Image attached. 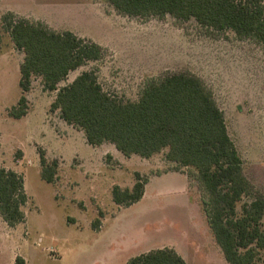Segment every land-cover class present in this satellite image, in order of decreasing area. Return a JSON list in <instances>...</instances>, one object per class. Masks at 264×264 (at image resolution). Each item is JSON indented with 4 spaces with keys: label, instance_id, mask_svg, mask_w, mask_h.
<instances>
[{
    "label": "rangeland",
    "instance_id": "1",
    "mask_svg": "<svg viewBox=\"0 0 264 264\" xmlns=\"http://www.w3.org/2000/svg\"><path fill=\"white\" fill-rule=\"evenodd\" d=\"M6 13L72 30L104 47L101 58L59 85L95 69L107 92L134 100L150 77L199 76L224 112L253 192L263 195L264 45L193 18L127 15L110 0H0V166L23 176L28 196L23 221L10 227L0 215V264H14L17 255L27 264H126L164 246L189 264H229L207 221L194 169L168 160L167 149L142 157L125 155L108 141L88 144L82 130L49 111L55 92L45 90L40 77L26 92V115H8L21 95L24 53L3 25ZM39 147L58 162L53 182L40 175ZM136 172L147 177L143 196L115 203L112 187L131 188Z\"/></svg>",
    "mask_w": 264,
    "mask_h": 264
},
{
    "label": "trees",
    "instance_id": "2",
    "mask_svg": "<svg viewBox=\"0 0 264 264\" xmlns=\"http://www.w3.org/2000/svg\"><path fill=\"white\" fill-rule=\"evenodd\" d=\"M127 15H172L195 19L203 27L232 30L264 45V0H110ZM16 48L23 51L20 63L21 95L8 109L14 118L29 108L26 92L40 77L43 88L55 92L49 111L58 110L69 125L83 131L88 144L111 142L125 155L142 157L167 149L165 156L177 166L190 167L203 190L207 221L229 264H264V195L255 193L243 171V161L230 136L225 115L212 89L196 74L170 72L150 77L137 99L107 92L95 69L82 70L59 85L68 74L95 61L104 47L72 30H55L43 22L3 15ZM40 175L53 182L58 162L38 148ZM131 188L112 187L113 201L129 205L144 193L147 177L135 173ZM28 199L23 176L0 166V215L10 227L25 219ZM95 225V224H93ZM14 264H27L17 255ZM126 264H189L169 246L149 249L129 258Z\"/></svg>",
    "mask_w": 264,
    "mask_h": 264
},
{
    "label": "crops",
    "instance_id": "3",
    "mask_svg": "<svg viewBox=\"0 0 264 264\" xmlns=\"http://www.w3.org/2000/svg\"><path fill=\"white\" fill-rule=\"evenodd\" d=\"M26 115V114H25Z\"/></svg>",
    "mask_w": 264,
    "mask_h": 264
}]
</instances>
